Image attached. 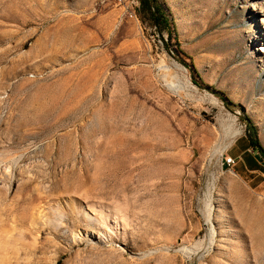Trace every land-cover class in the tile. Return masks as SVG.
<instances>
[{
	"label": "rangeland",
	"instance_id": "rangeland-1",
	"mask_svg": "<svg viewBox=\"0 0 264 264\" xmlns=\"http://www.w3.org/2000/svg\"><path fill=\"white\" fill-rule=\"evenodd\" d=\"M142 2L0 0V264H264V0Z\"/></svg>",
	"mask_w": 264,
	"mask_h": 264
},
{
	"label": "trees",
	"instance_id": "trees-1",
	"mask_svg": "<svg viewBox=\"0 0 264 264\" xmlns=\"http://www.w3.org/2000/svg\"><path fill=\"white\" fill-rule=\"evenodd\" d=\"M142 3H143L144 5H146V4H147V5H152V3L155 4L156 9H155L154 14L158 15V17H159V16H163V15H165V10L163 9L162 5L159 4L158 0H143ZM155 6H154V8H155ZM150 10L152 11V8H150ZM155 20H158V19H155ZM165 22H167L166 19H165ZM252 127H253V126H251V125L249 126V131L252 130ZM250 146H251L255 151H258L259 154H260V156H261L262 158H264V148L262 147V145L260 144V142H259L257 139H253V140H251V141H250Z\"/></svg>",
	"mask_w": 264,
	"mask_h": 264
},
{
	"label": "built area",
	"instance_id": "built-area-1",
	"mask_svg": "<svg viewBox=\"0 0 264 264\" xmlns=\"http://www.w3.org/2000/svg\"><path fill=\"white\" fill-rule=\"evenodd\" d=\"M235 164H236V160H235L234 158L229 157V158H226V159H225V165H226L227 167H232V166L235 165Z\"/></svg>",
	"mask_w": 264,
	"mask_h": 264
},
{
	"label": "bare ground",
	"instance_id": "bare-ground-1",
	"mask_svg": "<svg viewBox=\"0 0 264 264\" xmlns=\"http://www.w3.org/2000/svg\"><path fill=\"white\" fill-rule=\"evenodd\" d=\"M226 149V148H225Z\"/></svg>",
	"mask_w": 264,
	"mask_h": 264
}]
</instances>
